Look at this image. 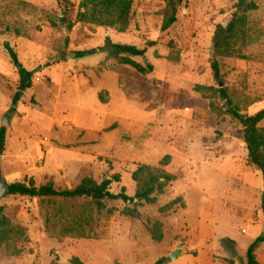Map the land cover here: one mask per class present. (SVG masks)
<instances>
[{"label":"rangeland","instance_id":"rangeland-1","mask_svg":"<svg viewBox=\"0 0 264 264\" xmlns=\"http://www.w3.org/2000/svg\"><path fill=\"white\" fill-rule=\"evenodd\" d=\"M64 1L74 7L68 17L74 22L80 0H0L1 181L32 179L36 186L52 182L71 190L86 176L100 182L117 175L111 192L124 188L132 197L137 166L160 168L165 156L171 160L164 171L176 180L155 204L137 208V219L123 216L119 201H105L101 213L89 199L58 202L47 212L38 199L4 196L0 207L27 231L28 242L18 245V256L1 249L0 264H70L74 258L83 264H246L248 246L264 231L261 176L247 163L239 126L217 116L194 91L217 87L212 36L229 22L237 0H185L181 60L172 64L164 47L148 48L132 59L153 66L147 76L104 54L77 59L76 53L101 47L105 38L139 49L157 42L165 0H133L123 34L84 24L67 29L60 22ZM253 1L258 10L250 17L247 59L220 61L221 87L247 116L264 109V0ZM21 69L33 72L31 85L13 106ZM215 101L225 110L226 101ZM176 199L181 202L161 212ZM79 215H91L88 238L54 232ZM154 223L160 242L148 231ZM256 261L264 264V247Z\"/></svg>","mask_w":264,"mask_h":264},{"label":"trees","instance_id":"trees-1","mask_svg":"<svg viewBox=\"0 0 264 264\" xmlns=\"http://www.w3.org/2000/svg\"><path fill=\"white\" fill-rule=\"evenodd\" d=\"M65 8L60 22L71 29L73 24L91 25L98 28L111 29L119 34H123L130 26V18L133 0H80L75 11L74 22L68 17L74 12V7L64 1ZM185 4V0H165V7L160 27L161 37L157 42H149L143 49L130 45L115 44L110 38H105L103 45L96 49L77 52L76 58L82 59L92 57L97 54H104L106 61H113L121 66H128L141 76L150 75L153 72L151 64L141 65L134 62L133 58H142L147 49L155 46H162L167 50L166 60L172 64H178L182 53L187 46L184 39V29L180 27V11ZM258 10V5L253 0H237L234 12L225 26L218 25L212 36V60L211 70L217 87L196 86L194 91L204 99L209 100V107L217 116L228 115L239 126L240 138L247 151V163L250 167L258 170L262 180L261 207L264 213V128L260 123L264 120V109L254 115H242L240 110L233 106L229 97L228 89L221 87L224 85L220 75V61L224 59L246 60L245 55L250 34L251 14ZM4 49L9 53L13 62L16 56L8 45ZM33 72L24 69L19 71V88L12 98L13 106L21 99L22 93L30 88ZM226 101L225 110L219 108L216 103ZM230 107L227 109L226 107ZM4 132L0 131V150L4 145ZM170 156H165L159 163L160 168H151L139 165L131 174L132 182L135 185L134 195L128 196L124 188L114 194L111 192L113 183H119V176L115 175L111 179H104L100 182L91 176L82 178L79 184L71 190L56 189L52 182L43 186H36L34 180L24 179L23 182H15L5 185L6 196L20 197L27 199H38L42 207L48 210L55 209L58 202L77 201L89 199L91 208L96 213H101L105 209V201H119L123 203L122 215L128 218L137 219L139 213L137 208L143 205H153L157 197L162 195L165 189L176 180V177L166 173L164 168L170 163ZM180 199L169 203L161 209V212L168 211L180 203ZM51 208V209H50ZM58 212L63 213V209ZM50 218L46 219V225L50 223ZM91 215L88 217L77 216L69 218V221L58 229L56 234L61 237L72 236L75 238H88ZM151 238L155 242H160L162 234L160 224L154 223L148 229ZM28 242L27 231L18 224L13 223L5 214V209L0 207V252L6 249L11 256L20 255L23 250L18 248L19 244ZM232 245V241H224ZM264 247V231L248 246L245 258L246 264H258L256 261V251ZM70 264H83L79 259L74 258ZM159 264V263H157Z\"/></svg>","mask_w":264,"mask_h":264},{"label":"water","instance_id":"water-1","mask_svg":"<svg viewBox=\"0 0 264 264\" xmlns=\"http://www.w3.org/2000/svg\"><path fill=\"white\" fill-rule=\"evenodd\" d=\"M67 59H69V56H68ZM19 68H21V67H19ZM2 124H3L4 126H7V125H8L7 120L4 119V121L2 122ZM6 194H7V188H6L5 184H4V183L1 181V179H0V200H1L4 196H6ZM174 258H175V256L172 255V259H174Z\"/></svg>","mask_w":264,"mask_h":264}]
</instances>
